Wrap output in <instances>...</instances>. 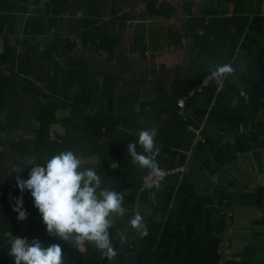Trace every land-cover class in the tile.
Segmentation results:
<instances>
[{"label": "crops", "instance_id": "obj_1", "mask_svg": "<svg viewBox=\"0 0 264 264\" xmlns=\"http://www.w3.org/2000/svg\"><path fill=\"white\" fill-rule=\"evenodd\" d=\"M96 6L109 13L93 15ZM84 19L105 25L117 44L112 54L94 35L83 43ZM225 63L234 72L189 99L184 120L174 97ZM81 64L85 74L73 72ZM0 71L10 78L0 111V198L36 165L41 114L57 120L52 138L65 134L67 117L79 124L98 118L109 129L97 141L70 133L68 142L82 165L101 168L103 186L122 194L126 213L109 230L116 256L109 261L87 244L81 252L95 257L86 259L264 264V0H0ZM153 127L159 169L185 167L155 198L143 189L150 170L126 153L141 128ZM133 188H141L135 197ZM12 202L9 196L8 210L0 206L7 224ZM136 212L143 237L128 223ZM30 224L45 227L39 213L18 225L24 232ZM43 231L45 245L58 241ZM61 247L68 257L70 242Z\"/></svg>", "mask_w": 264, "mask_h": 264}, {"label": "clouds", "instance_id": "obj_2", "mask_svg": "<svg viewBox=\"0 0 264 264\" xmlns=\"http://www.w3.org/2000/svg\"><path fill=\"white\" fill-rule=\"evenodd\" d=\"M234 72L230 64H218L211 74L218 85ZM156 129L141 128L135 142L127 144L126 153L133 164L159 173L155 159L159 147L154 144ZM139 146L142 151H137ZM20 196L12 202V213L17 223H23L27 214L22 197L29 195L40 214L45 231L53 237L70 242L77 252L91 244L102 257L111 261L116 256L110 228L115 218L126 213L121 193L102 186V180L93 167H82L80 157L71 149L60 151L44 160L43 166L33 167L26 180H16ZM141 236L147 228L139 212L128 221ZM124 239L123 235L120 237ZM0 241L7 243L11 264H64L62 247L58 243L45 245L39 238L20 239L12 234H0Z\"/></svg>", "mask_w": 264, "mask_h": 264}, {"label": "trees", "instance_id": "obj_3", "mask_svg": "<svg viewBox=\"0 0 264 264\" xmlns=\"http://www.w3.org/2000/svg\"><path fill=\"white\" fill-rule=\"evenodd\" d=\"M150 1L151 0H149V2ZM99 23H100L99 20H94V19H84L83 20V25L85 26L84 27L85 31L83 34V43L87 44L89 41H91L92 36L94 35V37L96 39L100 40V42L98 44L100 49L109 50V51H111L110 54H112V52L114 51L117 44L111 42L112 38L110 35H106V36L104 35L103 27H105V25H99ZM246 23H247V20H246ZM92 24H93V26H92ZM87 27H89L88 30H87ZM244 29H245V27L240 29L239 36L242 35ZM9 63H10V61L7 60L6 65ZM80 66H81V69L80 68H77V69L74 68L75 70H73V72H75L76 74L83 75V74H85L84 73L85 65L81 64ZM204 77L205 76H203L201 78V80L196 85H194V87H197ZM9 79L10 78L4 76L2 74V71H0V111L4 110V103H5V99H6V88L9 87V85H10ZM109 80L110 79H107V82ZM192 89H193V87H192ZM210 89H211V87H210ZM189 90H191V88L182 91L180 94H177L174 97L173 105L175 106L176 109H178V105H177L178 100L180 98L186 96L187 93L189 92ZM203 93H201V94H203ZM201 94H196L194 97H196L197 95H201ZM160 99H161V97H160ZM48 106L50 108H53L51 105H48ZM46 117H49V115L47 113L41 114V117H40L41 122L39 123L40 128L36 131L37 142L35 145V150H36V154H37V162H36V165L33 167H39V166L42 167L44 164V160L46 158L50 157L53 154H58L60 151H63V150L71 149L74 153H76L75 152L76 147L73 146L72 142H68V140H70V139H68L67 136L70 133H74L76 135L73 138L76 141H77V138H79V136L80 137L82 136V141H84V142L87 141L88 135H90V133H92V135H90V136H93L95 138V140L97 141L99 136L102 133V129H109L108 124L103 122L101 119H98V118H96L94 121L87 122L85 124H79V123L72 121L71 117H67L66 120H64V122H63L65 134L64 135H57L56 137L52 138L51 127H52V125H55V122L57 120L55 118H53L51 121V124H50V122L48 120H46ZM77 132H80V135H77ZM103 161H104V159H102L100 161L99 166ZM82 167H87V166L82 165ZM32 168L30 169V171L32 170ZM95 170L99 174V176L102 180V186H103V183L105 184L107 179L102 178L103 177L102 173H100L101 168H99V169L95 168ZM140 190H141V188H133L132 196L135 197L137 195V193H139ZM9 196H11L13 198V201H14L15 198L20 196V193L18 192L17 189L13 190V191L9 190V191L4 192L3 196L0 198V206H5L6 210H8V208L6 207L7 206L6 203H7V198ZM22 201H23V210L26 212L27 215L38 214L37 209H35V207H33L32 202L29 199V195L27 193H25L23 195ZM13 206H14V204L12 203L9 210H11V208ZM32 209H33V211L31 213L30 210H32ZM18 224L19 223H17L16 217H14L13 219H10L9 224H7L5 213L0 211V234L9 233V234H12V235L20 238V239H28V240H31L33 237L39 238L41 241L43 238H47V236L45 235V232L43 231V230H45V227L40 228L39 226H36L35 224H33L34 228L32 229L31 224H30L29 231L23 232L21 229V226ZM25 225H26V223H25ZM17 235H20V236H17ZM57 240L58 241H56V240H52L50 242L48 241V245L52 244V243H58V244L62 245L65 243V241H63L59 238ZM71 251L72 252L68 257H65L66 255L64 254V259H66L70 262L77 263V264H92L86 258L88 256V254L95 257V254H90L89 252H87V253L77 252L73 248L71 249ZM89 251H90V249H89ZM1 261L6 262V264H11V260L9 259L8 255H7V243L3 242V241H0V262Z\"/></svg>", "mask_w": 264, "mask_h": 264}, {"label": "built area", "instance_id": "obj_4", "mask_svg": "<svg viewBox=\"0 0 264 264\" xmlns=\"http://www.w3.org/2000/svg\"><path fill=\"white\" fill-rule=\"evenodd\" d=\"M212 72V71H211ZM211 72H209L199 83L197 87L189 90L186 96L180 98L177 102L178 105V114L184 120H187L189 117V113L187 110V101L190 98H193L196 94H201L205 92L208 88L213 86L215 82V78L212 76ZM190 131H192L196 137H199L201 134V130L194 126L189 127ZM159 173H147L144 179L143 189L147 191L151 198H155L156 191L164 184V182L172 176H176L185 171L184 166L180 167H170V168H162Z\"/></svg>", "mask_w": 264, "mask_h": 264}, {"label": "rangeland", "instance_id": "obj_5", "mask_svg": "<svg viewBox=\"0 0 264 264\" xmlns=\"http://www.w3.org/2000/svg\"><path fill=\"white\" fill-rule=\"evenodd\" d=\"M94 8L96 10V13L93 14V15H102V14H106L107 15L109 13V9L107 7H98V6H96ZM84 10H87V8H85Z\"/></svg>", "mask_w": 264, "mask_h": 264}]
</instances>
